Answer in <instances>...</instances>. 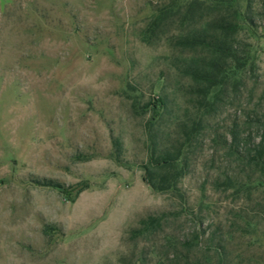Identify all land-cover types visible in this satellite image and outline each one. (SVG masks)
I'll return each instance as SVG.
<instances>
[{
  "label": "rangeland",
  "instance_id": "obj_1",
  "mask_svg": "<svg viewBox=\"0 0 264 264\" xmlns=\"http://www.w3.org/2000/svg\"><path fill=\"white\" fill-rule=\"evenodd\" d=\"M162 1L0 0V264H264V191L216 184L245 176L232 136L251 147L263 130V0L242 34L250 67L187 154L184 200L142 168L147 122L163 113L172 140L192 109L166 45L143 41Z\"/></svg>",
  "mask_w": 264,
  "mask_h": 264
},
{
  "label": "trees",
  "instance_id": "obj_2",
  "mask_svg": "<svg viewBox=\"0 0 264 264\" xmlns=\"http://www.w3.org/2000/svg\"><path fill=\"white\" fill-rule=\"evenodd\" d=\"M241 2L163 0L155 6L143 29L144 42L162 43L170 51L175 70L188 81L186 93L192 104L191 112L174 122L176 134L172 140L161 130L163 113L146 124L148 158L142 168L154 191L172 193L184 200L179 183L187 173V154L207 125L209 115L229 93L237 91L250 67V45L242 34L253 30L255 20L250 1L245 0L244 8ZM162 106L165 111L163 102ZM261 124L263 130L251 147H240L232 136L228 156H234L238 165L244 167L245 176L242 178L233 170L225 172L222 181H216L224 191L231 190L236 195L250 194L252 188L264 191V115ZM113 144L119 147L118 140H113ZM166 216L148 215L139 220L132 232L155 233L162 229Z\"/></svg>",
  "mask_w": 264,
  "mask_h": 264
}]
</instances>
